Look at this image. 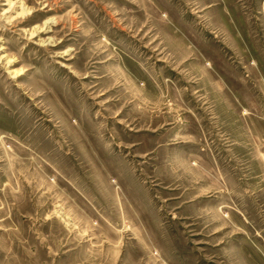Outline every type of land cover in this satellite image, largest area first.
I'll list each match as a JSON object with an SVG mask.
<instances>
[{"label": "rangeland", "instance_id": "obj_1", "mask_svg": "<svg viewBox=\"0 0 264 264\" xmlns=\"http://www.w3.org/2000/svg\"><path fill=\"white\" fill-rule=\"evenodd\" d=\"M0 264H264V0H0Z\"/></svg>", "mask_w": 264, "mask_h": 264}]
</instances>
